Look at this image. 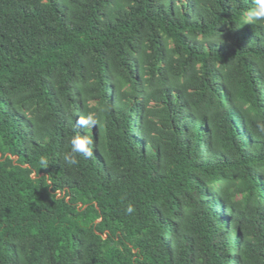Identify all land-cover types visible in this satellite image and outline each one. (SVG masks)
Segmentation results:
<instances>
[{
  "label": "trees",
  "instance_id": "1",
  "mask_svg": "<svg viewBox=\"0 0 264 264\" xmlns=\"http://www.w3.org/2000/svg\"><path fill=\"white\" fill-rule=\"evenodd\" d=\"M253 7L0 0V264H264Z\"/></svg>",
  "mask_w": 264,
  "mask_h": 264
},
{
  "label": "clouds",
  "instance_id": "2",
  "mask_svg": "<svg viewBox=\"0 0 264 264\" xmlns=\"http://www.w3.org/2000/svg\"><path fill=\"white\" fill-rule=\"evenodd\" d=\"M254 7L249 10L248 22H259L264 23V0H253ZM98 119L95 113H89L86 118L81 117L76 120V126L78 128H87L98 126ZM264 130V129H262ZM93 141L87 135H81L77 133L70 140L71 150L70 152L63 155L62 159L68 165L78 164L77 154L83 155L85 158H90L93 155L92 151ZM39 165L42 169H47L49 167V161L46 157L41 156L39 159ZM134 208L129 205L126 209L127 213H132Z\"/></svg>",
  "mask_w": 264,
  "mask_h": 264
}]
</instances>
